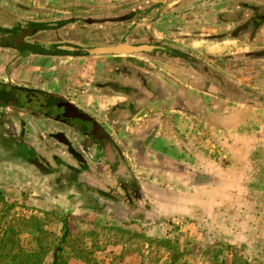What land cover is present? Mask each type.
<instances>
[{"label":"crops","instance_id":"obj_1","mask_svg":"<svg viewBox=\"0 0 264 264\" xmlns=\"http://www.w3.org/2000/svg\"><path fill=\"white\" fill-rule=\"evenodd\" d=\"M15 1V12L10 15L30 21L74 18L77 15L69 14L93 11L83 9L89 0ZM210 5L197 18L203 30L196 34L189 30L176 34V29L166 32L158 26L166 16L168 22L174 21L168 15L176 10V2L164 8V15L158 18L152 14L139 27L150 28L149 32L169 47L179 51L182 48L186 55L197 60L199 65L195 68L190 63L176 66L164 59L154 61L141 56H46L37 55L33 49L23 52L14 43L5 48L3 14L0 20L1 188L7 186L9 174L11 179H16L18 167L24 165L34 178L47 182V191H33L32 196H48L53 192L49 178L56 174L58 165L54 157L59 156L50 151L44 155L40 149L61 147L63 154L81 167L78 176L101 196V203L115 209H120V192L130 183L149 212L159 217L187 211V207L193 209L205 194L213 198L237 193L241 197L254 193L264 197V59L252 57L264 40L261 46L236 41L229 34L230 26L216 22L220 5L216 2ZM32 9L35 12L42 9V13ZM95 11L98 13V9ZM76 31L81 33L72 37V30H61L56 35L63 40L72 37L66 44L79 47L93 49L106 44L103 35L101 39L95 37L100 42L95 39L97 44L88 45L80 38L82 31ZM189 38H193L191 42ZM247 94L260 95L263 105L246 103ZM60 103L70 104L91 122L75 120L71 122L74 128L68 127L49 109ZM94 124L99 136L103 132L104 138L93 136ZM106 144L124 166L116 169L104 157ZM14 149H20L18 155L13 154ZM31 155L39 156L43 162L28 158ZM74 162L63 163L75 169ZM107 186L118 197L109 194ZM68 195L57 194V205L67 200Z\"/></svg>","mask_w":264,"mask_h":264},{"label":"rangeland","instance_id":"obj_2","mask_svg":"<svg viewBox=\"0 0 264 264\" xmlns=\"http://www.w3.org/2000/svg\"><path fill=\"white\" fill-rule=\"evenodd\" d=\"M128 1L89 0L88 5H84L83 9H92L93 11L70 13L69 16L77 15L74 17L76 20L80 16H82L81 18L92 16L101 19V16L105 17L116 10L124 11L128 7ZM15 4V0H0V20L3 19L2 15L5 12H15ZM201 4L204 5V3ZM96 9H98V13H96ZM100 21L94 20L91 25L74 22L68 24L69 26L66 28H72L70 29L72 37L78 36L81 32L76 30L80 29L82 31L80 38L87 41L88 45L97 44L95 37L101 39L106 32L118 34L128 29L127 23L101 25ZM168 23L176 24L173 21ZM72 37L71 39H73ZM66 40H70V37H67ZM262 74L264 76V69ZM247 98H252L249 105L257 104L260 107L263 105L260 95L255 94L253 97L247 94ZM11 141L13 140L9 139V143H12ZM42 145L45 147L46 143L43 142ZM59 148L40 149L44 155L45 151H50L52 154L57 152V156H59L55 155L54 157V162L58 164L55 170L56 174L54 173L49 178L50 188L53 192L48 196L33 197V191L40 193L43 190H48L47 182L34 178L31 170H27L23 165L18 167L19 173L16 174V179H11L9 174V179L5 184L7 186L2 188L0 186V193L3 195L0 196L4 200L0 203V210H9L6 218L8 222L14 219V222L17 223L23 218L31 217L36 218L40 223L43 222L46 225L44 229L53 234V237L47 239V242L49 241L51 244L50 250L58 244L63 234L61 221L67 217V226L71 235L67 237L68 245H66L64 257H70L68 264H166L173 252L147 244L145 242L147 238L170 240L182 254L178 264H210L207 259L212 257L211 251L215 252L222 248H226V250L223 254L216 256L218 262L225 260L226 264H230L233 259L241 256L250 264H264V197H258L255 193L241 197L237 193L230 197L213 198L205 194V198L200 199L202 201L195 202L193 209L187 207L186 209L189 208L187 211L174 212L166 217H159L153 212L151 214L145 203L144 207L149 213L147 215L142 204L136 198L137 192L134 193L131 189L130 192H127L128 190L120 192V209H115L106 203H101V196L90 190L78 176L77 173L81 167L67 154L64 155L61 147ZM19 152L20 149L13 150V154L18 155ZM42 154L40 157H44ZM40 157L31 155L28 158L41 161ZM26 158L24 157V159ZM68 161L74 162L75 169L66 167L68 165L63 162ZM250 168L252 171L255 170V167ZM21 177L22 180L18 179ZM110 188L107 186L108 193L113 197L117 196L116 191H112ZM66 193L70 194L67 200H61L57 205V194ZM100 206L103 207L100 208ZM153 206L155 207V203ZM78 210L81 211L80 214H78ZM41 212H52V214L45 217ZM95 212L99 216H96ZM115 226L121 227L124 233L112 229ZM89 234H95L93 239L88 238ZM131 234H135V236L129 239L128 235ZM27 239V235H21V240ZM72 246L75 248L74 252H70ZM73 253L80 254L82 260H79ZM50 263L51 252L45 260V264Z\"/></svg>","mask_w":264,"mask_h":264},{"label":"flooded vegetation","instance_id":"obj_3","mask_svg":"<svg viewBox=\"0 0 264 264\" xmlns=\"http://www.w3.org/2000/svg\"><path fill=\"white\" fill-rule=\"evenodd\" d=\"M174 2H176L177 8L168 16L175 18L173 22L176 24H169L166 16L165 21L161 22V25H158L161 26V28L166 32H172V30L176 29L178 30L176 34H183L185 30L195 32L196 34L200 30H203L201 23L197 18L203 15L202 12L207 8H211L212 5H210V3L216 2L220 5V9L216 10V22L230 26L229 34L233 37V39L236 41H241L242 43H246L249 46H261V42L264 40V0H167L163 4H157L151 0H129L128 7L124 11L121 12L116 10V12L109 13L105 17L101 16V19L92 16H85L83 18H79L78 20L65 17L58 19L45 18L41 20L30 21L22 18L15 19L10 15V13L5 12V20L2 22L1 28L2 31L5 32L3 36V42L5 48H10V46L14 43V45L20 47L19 49H21L23 52L33 49L37 55H88V51L91 50V47L85 48L73 44H66V40H63L59 37V35H56L57 31L62 30L63 32H70V29L72 28H66V26H69L68 24L74 22H83L89 25L93 24L92 21L94 20L105 21H100V24L127 23L128 29L123 33H114L112 37H109L108 33L106 32L104 35V37L106 36V44L102 45L101 47L126 44L134 48L142 49L137 53L116 56H141L154 61H161L164 59L167 62L174 63L176 66H182L183 64L190 63L195 68V66L199 65L197 60H193L191 55H186L182 51L181 47V51L177 50L176 48L169 47V45L164 40L156 39L153 34L149 32L150 28H145L144 26L142 29L139 28L143 25L141 22L150 17V15L155 14L158 18L164 15V8ZM201 3H204V5ZM20 8L27 12L29 11L27 8ZM35 13L41 14L42 9H38V11ZM152 19H155V17ZM181 29L183 31H181ZM14 33H16L17 36H14ZM28 38H31V40ZM192 39L193 38L190 40ZM190 40H188V42ZM252 57L256 58V60L261 58L264 59V44L261 48L259 47L255 50L254 54H252ZM141 77L145 78L144 76ZM122 90L128 92V89ZM59 106L60 104H58L57 107L50 106L49 109L50 111L54 110L53 115H55L56 118L58 117L59 120L65 122L68 127L74 128V125L71 122L75 120H80L86 123L91 122V119L87 115L79 112L76 109L75 112L71 114V116L65 117L64 115H67V111L63 107ZM80 115H84L86 119H80ZM100 136L101 138H104L105 135L102 132L100 133ZM104 157L106 158L105 153ZM113 158L114 159H112L110 162L116 166V169L118 167L120 168V166H124L122 159L117 154H115V152H113ZM132 186H134L132 183L126 185L125 190H128L127 192H130L131 189L134 190V187ZM133 192L135 193V191Z\"/></svg>","mask_w":264,"mask_h":264},{"label":"trees","instance_id":"obj_4","mask_svg":"<svg viewBox=\"0 0 264 264\" xmlns=\"http://www.w3.org/2000/svg\"><path fill=\"white\" fill-rule=\"evenodd\" d=\"M233 87V86H232ZM234 88V87H233ZM231 92H235L231 90ZM232 95V93H229ZM246 103H251L252 100L247 98ZM136 192V191H135ZM136 198L143 210L147 215H149L145 203L141 198L136 195ZM3 198L0 196V203ZM4 201V200H3ZM11 209V207H10ZM9 210L4 211L0 210V264H45L46 256L51 252V263L50 264H68L70 257L65 256L67 237L70 236V230L67 226V217H64L62 222L63 234L61 235L58 244L50 250L51 244L47 239L53 237L51 232H48L44 229L43 222H39L34 217L23 218L17 223L14 222V219H11L10 222L6 220ZM45 217L52 214V212H41ZM13 218V217H12ZM98 223V222H95ZM98 225V224H96ZM117 232L124 233V230L115 226ZM25 234L28 236V239L23 241L21 240V235ZM95 234H89L88 238L93 239ZM129 239L133 238L135 234L128 235ZM146 237V236H143ZM147 238V237H146ZM118 241V240H117ZM119 242V241H118ZM147 244L155 245L156 247L163 248L169 252H173V255L169 258L166 264H178L179 259L182 257V254L179 252L177 246H174L170 240H145ZM92 243V242H91ZM70 246V245H69ZM74 247L70 248V252H74ZM223 250V251H222ZM226 248L218 249L215 252L211 251V258H208L210 264H226L225 260L217 261L216 256L223 254ZM135 251V249H134ZM79 260H82V257L78 253H73ZM230 264H250L244 260L241 256L233 259Z\"/></svg>","mask_w":264,"mask_h":264},{"label":"water","instance_id":"obj_5","mask_svg":"<svg viewBox=\"0 0 264 264\" xmlns=\"http://www.w3.org/2000/svg\"><path fill=\"white\" fill-rule=\"evenodd\" d=\"M154 3L157 4H163L165 3L167 0H163V1H157V0H151ZM142 48H134L131 46H128L126 44H118L115 46H106V47H97V48H93L91 50L88 51V53L90 55L93 56H100V55H125V54H131V53H137L141 50ZM59 107H63L66 111H67V115H64L65 117H69L71 116L72 113L75 112V109L73 106H71L68 103H60ZM80 119H86V117L84 115H80L79 116ZM94 133L93 136L96 139H101V137L99 136V132H97V127L94 124ZM104 153L106 154V158L109 161H112L113 159V152L111 150V147L109 146V144H106L105 148H104Z\"/></svg>","mask_w":264,"mask_h":264}]
</instances>
